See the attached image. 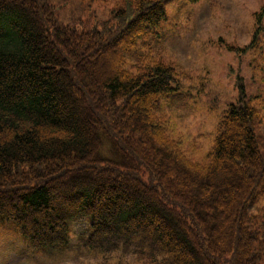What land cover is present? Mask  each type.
I'll return each mask as SVG.
<instances>
[{
  "label": "trees",
  "instance_id": "16d2710c",
  "mask_svg": "<svg viewBox=\"0 0 264 264\" xmlns=\"http://www.w3.org/2000/svg\"><path fill=\"white\" fill-rule=\"evenodd\" d=\"M165 4L123 0L85 28L63 24L51 0H0V218L35 249L65 244L84 216L103 250L144 264H264V214L249 211L264 187L257 97L236 75L237 105L196 158L161 112L175 69L126 67Z\"/></svg>",
  "mask_w": 264,
  "mask_h": 264
},
{
  "label": "rangeland",
  "instance_id": "374dc122",
  "mask_svg": "<svg viewBox=\"0 0 264 264\" xmlns=\"http://www.w3.org/2000/svg\"><path fill=\"white\" fill-rule=\"evenodd\" d=\"M122 1L51 0L63 24L85 28L96 21L101 25ZM165 7L167 20L155 35L147 34L129 49L126 67L135 72L162 62L175 69L177 90L162 101L161 111L170 137L182 138L188 156L195 151L196 158L204 157L220 118L237 105L234 82L239 75L247 94L257 97L264 151V0H166ZM253 40L252 49L239 50ZM249 211L264 214V187ZM68 228L65 244L35 249L12 221L0 218V264H144L146 256L132 249L103 250L91 237L87 217L71 219Z\"/></svg>",
  "mask_w": 264,
  "mask_h": 264
}]
</instances>
